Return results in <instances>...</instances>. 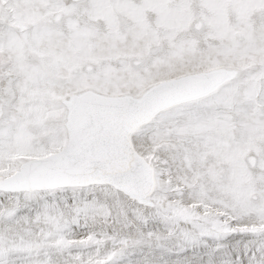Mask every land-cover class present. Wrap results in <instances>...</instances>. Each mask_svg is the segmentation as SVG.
Returning <instances> with one entry per match:
<instances>
[{"label": "snow or ice", "instance_id": "snow-or-ice-1", "mask_svg": "<svg viewBox=\"0 0 264 264\" xmlns=\"http://www.w3.org/2000/svg\"><path fill=\"white\" fill-rule=\"evenodd\" d=\"M0 264H264V0H0Z\"/></svg>", "mask_w": 264, "mask_h": 264}]
</instances>
